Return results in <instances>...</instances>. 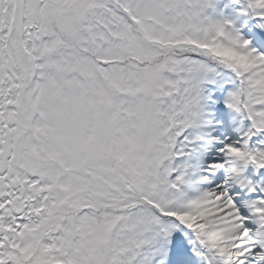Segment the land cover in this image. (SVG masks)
I'll return each mask as SVG.
<instances>
[{
  "label": "snow or ice",
  "instance_id": "obj_1",
  "mask_svg": "<svg viewBox=\"0 0 264 264\" xmlns=\"http://www.w3.org/2000/svg\"><path fill=\"white\" fill-rule=\"evenodd\" d=\"M0 264H264V0H0Z\"/></svg>",
  "mask_w": 264,
  "mask_h": 264
}]
</instances>
